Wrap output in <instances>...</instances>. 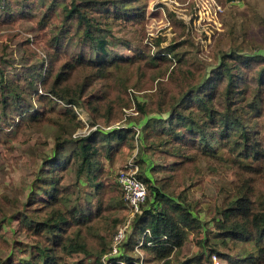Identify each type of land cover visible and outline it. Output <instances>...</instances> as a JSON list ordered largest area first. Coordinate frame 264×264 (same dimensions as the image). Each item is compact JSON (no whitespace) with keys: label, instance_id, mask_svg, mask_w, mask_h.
I'll return each mask as SVG.
<instances>
[{"label":"trees","instance_id":"16d2710c","mask_svg":"<svg viewBox=\"0 0 264 264\" xmlns=\"http://www.w3.org/2000/svg\"><path fill=\"white\" fill-rule=\"evenodd\" d=\"M137 1L0 0V27L28 21L33 36L12 40L23 55L42 60L11 76L10 55L6 48L0 52V144L10 149L21 135L45 125L61 133L41 161L27 202L37 207L17 212L19 232L28 242L11 243L7 225L0 222V251L11 252L0 255V264H214L212 258L264 264V140L249 129L251 121L264 117V49H222L209 68L197 53L184 49L190 42L186 25L172 15L174 44L161 49L152 39L160 52L154 53L150 43L140 44L133 57H123L112 48L115 29L145 22L146 7ZM111 16L121 20L113 30ZM75 39L79 51L66 47ZM44 47L46 66L40 54ZM38 81L42 92L31 93L28 86L37 89ZM150 91V102L133 99ZM134 101L137 116H130L128 126L99 130L123 121L124 109ZM79 109L88 114L86 123ZM85 129L87 135H76ZM139 142L136 177L146 185L147 196L134 219L131 236L136 237L113 256L127 201L105 162L110 168L117 148L131 152ZM225 147L233 154L230 164L221 159ZM203 162L227 163L234 177L223 205L207 216L213 229L205 231L188 197L189 180L202 174ZM210 234L215 243L209 242ZM190 235L197 250L182 260L177 255ZM232 245L240 250L233 258L226 255Z\"/></svg>","mask_w":264,"mask_h":264},{"label":"rangeland","instance_id":"374dc122","mask_svg":"<svg viewBox=\"0 0 264 264\" xmlns=\"http://www.w3.org/2000/svg\"><path fill=\"white\" fill-rule=\"evenodd\" d=\"M137 2L138 6L146 7L147 16L145 22L129 28L120 24L115 29V34H117L115 35L116 46L112 48L114 52L121 53L123 57H133L140 44L146 45L150 43L153 45L152 39L160 41L161 49L168 48L176 36V31L173 30L170 22L172 15H175L176 19L181 20L186 25V33L190 37V42L185 43L184 49L190 53H197V58L204 60L209 68L218 62L222 49L234 47L247 52L264 49V0H233L231 2L229 0H138ZM117 13L113 10L114 16L121 15ZM114 16H111V19L108 20L112 30L116 27V21L121 22V20H114ZM97 17L102 20L101 17ZM113 21H115L114 24L112 23ZM31 27V24L26 20L19 21L16 25L0 27V52L6 48L7 53L10 55L12 64L8 69L11 76L24 74L35 63L42 65L41 58H35L30 54L23 55L18 44V41L33 36ZM16 35L22 37L18 41H13L12 39ZM3 44L7 45V47L3 48ZM153 46L154 53L160 52L155 45ZM66 47L71 51H79L81 49L77 39L68 42ZM45 51L46 48L44 47L40 54L45 60L46 66ZM33 86L37 89L28 86L31 93L33 91L42 92L40 88L41 81L36 82ZM152 94V91L136 93L133 99L138 97L139 101H148ZM37 100L35 98L34 106L38 108L40 105ZM135 103L134 101L130 108L124 109L125 117L123 121L117 122L110 127L100 125L99 130L109 131L128 126L127 122L130 116H137ZM40 113H44L43 108L40 109ZM79 118L83 121H88L89 116L83 111ZM249 129L252 131L251 136L253 133H258L264 140V117L255 118L251 121ZM87 130L78 131L76 135L84 134L85 136L88 134ZM60 136L61 133L54 126L45 125L21 135L17 141L11 144L10 149L0 144V222L7 225L5 235L8 236L11 243L14 240L22 243L28 242V238L19 232L20 215L17 212L27 209L33 211L37 207H28L27 202L30 200L32 187L37 179L41 161L47 154L51 153L55 138ZM138 147H142L141 142H139V146L136 143V148L131 152L117 148L113 161L110 163V168L106 160L105 171H111L112 177L114 176L117 182L120 173L124 171L123 169L129 163H136L137 159L135 156L139 152ZM220 153H222L221 159L230 164L231 159L229 158L233 155L231 148H221ZM154 155H158L157 152ZM50 168L51 166H49L48 170ZM200 170L202 172L201 175L189 180L188 197L196 204V214L205 222L203 228L205 231L213 229L211 225H208L209 218L207 216L211 215V211L223 205L224 198L227 195L225 193L227 190H231V181L234 177L227 163L208 166L203 162ZM56 172L61 173L62 171L58 169ZM262 183L261 189L264 190V182ZM83 189H86L87 192L91 190L88 183H84ZM31 197L32 199L34 198V196ZM45 198H47L45 195L36 196V199L39 200ZM130 214V208L128 203H126L125 217L118 229L126 224L130 219ZM134 223L135 221L133 220L131 227L127 231V240L125 242H128L129 239L134 240L136 237L135 235L131 236L134 231ZM209 242L215 243L212 234L209 235ZM249 247L250 251L254 250L252 245ZM196 250V240L193 235H190L177 256L184 260L192 257ZM220 250L222 249L220 248ZM239 251L238 248L232 245L229 254L224 253L233 258ZM15 252H20L18 246H16ZM10 253L3 250L0 251V255L4 257ZM11 258L14 260L13 256ZM212 260L214 264H234L231 260L221 261L218 258H212Z\"/></svg>","mask_w":264,"mask_h":264},{"label":"built area","instance_id":"2783aa9c","mask_svg":"<svg viewBox=\"0 0 264 264\" xmlns=\"http://www.w3.org/2000/svg\"><path fill=\"white\" fill-rule=\"evenodd\" d=\"M76 112L80 116L83 110L79 109L76 110ZM83 122L86 123L87 121L84 120ZM136 131L138 136L140 134V129L137 128ZM123 170L124 171H122L119 175L118 182L123 189L131 214L130 219L122 228L119 229L115 235L112 247L113 256H118L121 254V246L127 239V231L131 227L136 215L141 213L140 205L145 201L147 196L146 185L136 177L139 170V167L136 165V163H129ZM143 242V239L139 241L138 248L143 245Z\"/></svg>","mask_w":264,"mask_h":264}]
</instances>
